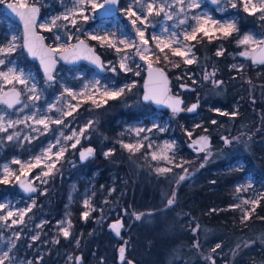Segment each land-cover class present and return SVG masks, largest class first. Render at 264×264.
I'll list each match as a JSON object with an SVG mask.
<instances>
[{"label": "rangeland", "instance_id": "rangeland-1", "mask_svg": "<svg viewBox=\"0 0 264 264\" xmlns=\"http://www.w3.org/2000/svg\"><path fill=\"white\" fill-rule=\"evenodd\" d=\"M10 0H0V44H5L13 35L18 37V43L23 44V28L19 22L14 18L10 17L3 7V3ZM17 3L20 0H11ZM29 3H32L33 0H28ZM102 2V0H100ZM131 0H120V5L118 13L113 17L99 18L98 12L99 9L95 12V19H90L87 24L81 22V27L83 31L81 33H75L73 39L67 40V37H63L62 40L56 41L53 32H47L40 27L39 30L46 35L47 42L53 47L67 42L69 45H72L76 41V36L79 38L83 37L87 39L90 43L94 44L102 55L106 56L113 54L112 58L106 59L107 71L98 72L92 66L86 63H80L78 65H68L60 61L59 66L57 67L54 75L56 76V81L52 87H49L45 81V76L42 70L40 69L38 63L29 58L27 52L22 47H18L16 52L13 53L8 59L14 62V65L18 68L24 69L25 72H31L35 77V80L38 83V87L43 90L41 100L38 102V106L41 111H46L47 107L51 103H57V98L61 96L63 88L61 85L71 88L73 91L79 92L85 83H94L96 80L100 81L99 91L95 89H90V91L95 92L93 98L98 101H102L104 98L101 96L103 92V86L107 85L110 88L122 87L125 84H130L133 81L135 82V87L131 92L126 91L121 97L117 99H124L123 103L119 104V109H122L124 112H131L133 114H143V117L129 118L128 116L119 117L114 123H109L104 126H100V118L93 116L90 113H93L97 107H95L91 100L88 102H81L80 100L72 101L73 104H79V107L76 112L73 113L72 117L66 119V123L69 127L65 128L63 126H57L55 124L50 125L52 130L48 131L43 135H38L36 132L32 131L33 127H39L34 125L32 121H28L27 124H17L14 128L8 129L7 132H0V139L5 138L8 134L13 132H18L20 134V141L17 142L18 151L14 155L6 156L2 159L3 155L9 153V150L14 149V142H8L6 139H3L2 145H0V175H2V168L4 165H8L12 169H18L19 166L12 164L11 161L16 159L29 160L32 156L37 155L41 152L43 148H46L50 143H55V139L59 136V131L56 129L59 127L66 135L70 134V128L79 129L83 127L89 120L94 121L92 128L88 130L85 134L88 138L81 139V144L77 145L76 149H69L64 159L57 165L59 171L56 173L54 178L49 179L47 184H41L39 181H34L38 185V192L33 196H25V194L19 190L17 187V182L13 179L8 184L0 183V203L11 206L13 210L24 209L32 205V201L35 200V206L32 209L40 207L39 200L43 196L41 192L46 189V192L49 191L51 185L55 182L56 178L62 179L61 182L64 184L63 180L70 185L67 201L65 202V211L58 219L54 220V223L50 230L54 231L52 237H49V240L52 242L56 238L57 233H59L57 228V222L65 219H70L72 223L71 233L74 230L73 215L79 216L84 224H87L89 231L92 234L98 235L97 238L100 241L106 242L108 245L106 248V256H102L100 262L106 264L115 263L114 259L119 254V249L124 247L126 256L128 258L134 259L138 264H169L172 261L181 258V250L183 247L184 238H189L194 235V239L190 247L194 248L196 255L200 258L196 264H211L206 257L211 256L215 260V264H218L217 258L224 257L223 264H233L234 256L237 253V249L234 250H225L212 252V249L205 250L201 247L200 242V227L203 228L200 221L190 216L186 222H189L188 225L184 228V216L190 215V211L187 208L183 207V196L184 193H180L177 197L176 190L173 187L177 188L179 183H176L180 175H185L187 181L185 184L189 185L193 180L194 176L192 175L193 169L192 164L197 162L195 165L197 168L201 164L207 163H221L223 162L226 170L240 169L246 167L248 164L246 160V155L252 153L253 146V137L251 136V130L256 135L260 132L264 133V112L261 113L259 118V123L251 128L248 124H242L239 127L221 128L217 131L213 130L210 132L205 131L206 127L201 128L202 132L198 133L197 136H194L197 131V126L201 127L204 123L203 110H200V104L195 112H188L186 108L194 102L200 103L202 97L214 99L212 97H222L225 93V90L228 88V84L225 80H222L219 75L220 71L217 73V68L203 63L198 56L196 47L194 48V53L197 58V62L193 63L199 66L198 71L189 68L188 65H183V70L178 72L173 78L176 81V87L172 86V92L174 94L182 95V92L185 91V87H189L195 93V100L191 101L184 106V112H188L192 115L189 116L191 119V125L187 126L185 122L180 121L176 114H171L163 111V109H151L145 102L142 101V92H143V82L148 68V64L144 60H140L138 56H132L129 60V65L132 67L133 71L125 72L119 69V56L118 54L110 48L101 47L97 41L88 39L85 36L84 32L97 31L99 34L103 35L105 33L116 34V37H123L124 35L128 36L130 39L136 40L139 43V38L136 36L135 29L132 26L129 17L122 10L128 6ZM231 2L237 3L236 8H232ZM258 4L259 0H255ZM201 6L198 9L187 10V14L190 16L192 13H207L212 16L214 19L221 21L224 20H235L236 26L240 31L239 26V17H241V12L243 10L242 0H221V3L214 4L212 0H200ZM42 10V17H45L46 20L51 19V17L60 15L65 11V5L71 7L70 0H39L37 3ZM260 13L254 15L255 23L250 26L247 30L242 33H233L229 38L233 44V48L229 51L230 57V68H236L240 71L234 74L237 82L238 78L244 77L245 79L249 78L251 72H254V76L264 75V66L254 65L251 62V56L260 48V46L252 45L249 47L250 56L244 57L240 53L245 51V47L237 43V41L242 38L244 34H251L258 39L264 38V20L259 19ZM183 18V14L180 16H173V20H166L161 14L160 16H153L149 19L152 24L147 28L145 32L146 38L149 39V47L155 49V42L151 40L153 34L161 36L162 39L167 38V33L162 31V27H169L171 30H175L177 33H180L187 27V25H178V20ZM61 24L65 23L63 21ZM189 23L191 21L189 20ZM137 26L139 22H137ZM69 29L74 32L75 30L69 25ZM55 31V30H54ZM61 35L63 36V29H61ZM195 44V41L191 42ZM123 48V46H121ZM220 49H225V45L220 44V47L217 48V51ZM129 53H133L134 49H125ZM167 51V50H166ZM152 60V57H149ZM111 61V64L108 62ZM181 58L175 63L179 64ZM139 64L140 67L137 68L136 65ZM235 65L236 67H233ZM12 66V65H8ZM115 66L117 68L116 72H112L109 69ZM259 66V67H257ZM251 69L253 71H251ZM256 69V70H255ZM6 70V68L4 69ZM139 72V76L134 75L135 72ZM215 71L214 79L220 81L219 85H214L210 80H205V73H212ZM256 76V77H257ZM179 77V78H178ZM188 77H193L192 82H188ZM238 77V78H237ZM249 80V79H248ZM195 81V83H194ZM185 85V87H181ZM4 88V87H3ZM3 90V89H2ZM1 92V91H0ZM260 93V89H259ZM28 93L25 92L22 96V103L14 107L13 110H10L5 104L0 106V115L5 117V124L8 120H17L23 119L25 116L30 114L31 102L28 100ZM184 98V97H183ZM71 98L64 94V100L60 101L62 105L65 100H70ZM126 99V100H125ZM257 97L254 99L256 102ZM259 100H264L258 97ZM111 100H108L109 103ZM106 103V104H107ZM1 104V103H0ZM29 104L28 108H25L24 105ZM241 97L233 101V111L229 112L227 109L217 106L210 107L212 111L218 113H227V116H234L233 113H237L240 109ZM105 104H102L104 106ZM101 106V107H102ZM204 106V107H206ZM99 107V108H101ZM118 110V109H117ZM91 111V112H90ZM260 112V111H259ZM127 114V113H126ZM51 116H56L58 113L55 111L49 113ZM215 118V117H214ZM212 120H215V119ZM263 118V119H262ZM157 124L160 127L164 128V131H158L156 128H153V124ZM152 128L150 133H142L143 135H148L149 140L144 141L145 148H142L140 152H137L135 155L130 154L127 150L121 147V144L118 141H123L125 143H134L139 137H136L134 133H129L127 130L129 128ZM251 128V129H250ZM188 132H192V137L189 138L187 135ZM124 133L123 135H121ZM177 134H180L178 136ZM37 137L33 139L31 143L23 140L24 136ZM254 135V134H253ZM201 136H215L220 143H209V150L211 155L208 156V159L205 160L207 153L202 152L198 154L192 148V155L187 152L186 148L189 147L192 140L198 139ZM94 137H97L99 147L95 150V155L90 157L87 162L84 164H79V150L83 147H86L88 144H91ZM224 138H227L231 143H225ZM175 142V162L183 163V168L173 167L172 172L157 175L154 171L156 166L161 167H172L170 164H165V162L152 161L150 155H145L151 151L157 150L158 147L164 145L165 142ZM151 142L152 148H147V144ZM108 143L106 148L101 149V145ZM117 145L118 148L122 149L126 154L127 164L126 173H119L120 169L122 171L124 168H118L117 163L113 164H103L97 158L99 156L104 157V152L114 149ZM16 147V146H15ZM56 149H53L55 151ZM195 153L197 155L194 156ZM116 156V155H114ZM108 162L111 161L109 157ZM118 160V159H117ZM107 162V163H108ZM118 162V161H115ZM79 164V165H78ZM184 169H187V173L184 172ZM40 172V169H34L31 174L28 176L29 179L33 178ZM73 175H79V180H72ZM133 175L131 179L130 176ZM213 181V180H211ZM131 182L129 185L128 183ZM184 183V182H183ZM125 185V186H124ZM131 185L130 191L125 190L126 187ZM250 185V186H249ZM238 186H244L247 190L237 192L236 188ZM234 191L232 196V203L228 207L237 209L241 215L242 219V209L250 210L253 206L251 204H243V200H255L259 199L258 206L264 204V199H260L261 196H264V178L259 177L254 172H248L244 175L243 179L235 181L233 184ZM45 192V193H46ZM172 192H175V199L177 200L173 206L166 208L167 198L171 196ZM91 198L90 203L96 209L92 211L91 209H86L84 207V199ZM177 197V198H176ZM71 198V199H70ZM121 199V200H120ZM235 204H240V208L232 207ZM258 206L255 207V211ZM160 207V208H158ZM155 208H158L155 210ZM8 208L0 210V214L6 213ZM102 210V211H101ZM84 211H89L90 215L88 219L82 217ZM97 211V214L94 213ZM254 211V212H255ZM143 213L145 214L141 220H136L135 215ZM253 213V212H252ZM251 213V215H252ZM29 214V213H28ZM28 214L25 217V224L23 225H13L11 227L4 226L3 222L0 221V253L8 250L11 247V243L14 242L16 247L10 252V261L7 264H28L29 261L32 264H36V261L40 262V258L43 254L48 253V247L42 248L43 244L47 243V240L43 241L41 238L33 241L31 239L34 235H41L44 224L49 221V217L41 216L37 221L34 219V225L30 223L26 224V219ZM150 214V215H149ZM118 219H123L124 227L121 229V236L118 237L113 230H108L111 222H116ZM11 221L9 220V224ZM43 223V227H37ZM199 225L197 232H193L192 229ZM33 229V233H29V229ZM185 230L187 232H185ZM20 234L19 240H13L14 233ZM44 236L49 235V231L43 233ZM82 233L77 237V240L81 238ZM258 240V242L256 241ZM237 240V239H236ZM98 242V241H95ZM199 244V247H194V244ZM260 243L264 245V234L255 235L254 237H242L241 240H237V245L240 244H253ZM236 245V246H237ZM84 251L89 248L88 243L81 245ZM77 254H69L66 256L65 261L59 262L60 264H72L76 262L75 257ZM92 255H95L93 252ZM69 256H72L73 259L70 261ZM120 264V262H118Z\"/></svg>", "mask_w": 264, "mask_h": 264}, {"label": "snow or ice", "instance_id": "snow-or-ice-1", "mask_svg": "<svg viewBox=\"0 0 264 264\" xmlns=\"http://www.w3.org/2000/svg\"><path fill=\"white\" fill-rule=\"evenodd\" d=\"M39 0H33L29 3L28 0H20L17 5L9 4L8 7L15 12L24 24V34H23V44L18 43V37L13 35L5 44H0V66H6V70L0 67V91H2L4 86H11V99L0 98V103H4L8 108H12L13 104H19L20 96L27 92L28 100L31 102L30 114L25 116L23 119L8 120L5 124V117L0 115V132H7L8 129L14 128L17 124H27L28 121H32L34 125L39 127H33L32 131L36 132L38 135H43L48 131L52 130L50 125L55 124L57 126H63L65 128L69 127L66 123L68 117H72L73 113L77 111L79 104H73L72 101L80 100L81 102L91 103L99 108L102 104H106L108 100H115L121 97L126 91L131 92L135 87V82L130 84H125L122 87L110 88L109 86H103V92L101 96L104 98L102 101H98L93 98L95 92L90 91V89H95L99 91L100 81L96 80L94 83H85L79 92L73 91L71 88L61 85L63 92L61 96L57 98V103H51L48 105L46 111H41L38 106V102L41 100L43 90L38 87V83L31 72H25L24 69L18 68L14 65V62L8 59L13 53L16 52L18 47H22L27 50L28 54L33 57H38L40 63L44 69L45 81L49 87H52L56 81L55 65L57 60H64L68 63H74L80 59H87L90 63L95 64L101 70L105 69L104 62L101 61L100 57L95 54L93 48L89 47L85 43V40L76 36V43L74 45H69L67 42L58 45L57 47L45 46L43 41L44 37L36 32V20L40 12V8L37 7ZM71 7L65 5V11L60 15L51 17V19L46 20L45 23L40 24V27L47 32H53L55 40L60 41L63 37H67V40L73 39L75 33H81L83 31L81 27V22L87 24L90 19H95V12L98 9L107 8L108 11L112 10L111 6H116L119 4V0H70ZM214 4H220L221 0H212ZM200 0H131L128 6L122 9L126 15L129 17L132 26L135 29L136 36L139 38V43L136 40L130 39L128 36L124 35L121 37H116L114 32L105 33L103 35L99 34L97 31L84 32L83 34L88 37V39L97 41L101 47H107L113 49L119 56V69L125 72L133 71L132 67L129 65V60L132 56H138L140 60H144L148 64V80L144 83V101H152L157 104H167L173 111V113H179L184 111L181 107L183 101L177 96L173 97L169 95L168 88V78L161 68H154L152 61L149 57H154L156 63L161 62V57L164 62L172 63L171 57H180L184 64L191 65L197 62V58L194 53L195 44L191 43L196 41L199 43L203 38H207L209 42L212 39L227 38L237 33L239 30L236 26L235 20H218L214 19L207 13H192L190 16L187 14V10H193L200 8ZM232 8L237 7V3L231 2ZM242 7L245 12L249 15H255L260 13L259 19L264 20V0H259L257 4L255 0H242ZM120 10V9H116ZM163 14L166 20H173V16H180L183 14V18L178 20V25H187L186 28L180 33L175 30H171L169 27L163 26L162 31L167 33V38L162 39L161 36L153 34L151 40L155 42V49L149 47V39L146 38L145 32L147 28L152 24L150 17L160 16ZM189 20L191 23H189ZM63 21L65 23L61 24ZM139 22L140 26H137ZM69 25L75 31L72 32L69 29ZM61 29H63V36L61 35ZM55 30V31H54ZM237 43L245 47V51L240 53L241 56L249 57V47L252 45L262 46L261 55L259 58L256 56H251L253 63L264 64V38L258 39L251 34H244ZM123 46V48L121 47ZM125 49H134L133 53L125 51ZM158 50V52H157ZM167 50V51H166ZM217 56L223 55V49L216 52ZM111 64V61L108 62ZM12 65V66H8ZM174 67H179L178 63L173 64ZM137 68L140 67L139 64L136 65ZM233 67H236L233 65ZM112 72H116L117 68L112 66L110 69ZM239 70V69H238ZM139 72H135L134 75L139 76ZM215 71L212 73H205L204 79L210 80L214 85H219L220 81L214 79ZM179 78V77H178ZM195 83V81H194ZM20 86V87H17ZM185 87V85H181ZM70 97V100H65L61 105L60 101L64 100V94ZM5 96L8 93H4ZM25 108L29 107V104L24 105ZM197 108V104H193L187 109L188 112H193ZM55 111L58 113L56 116H51L49 113ZM221 115H227V113H221ZM236 115V113H233ZM94 121L89 120L83 127L79 129L70 128V134H65L59 127L56 131H59V136L56 137L55 143H50L46 148H43L41 152L37 155L32 156L29 160H21L14 158L11 163L19 166L18 169H12L8 165H4L2 168V175H0V183L8 184L13 179L19 184L26 193L37 192V187L34 186V181H39L41 184H47L49 179L54 178L56 173L59 171L57 167L58 164L64 159L66 152L69 149H76L77 145L81 144V139H87L85 135L90 128L93 127ZM213 124L216 123L215 120L212 121ZM198 127V126H197ZM153 128L158 131H164L163 127L157 124H153ZM152 128H129L127 131L129 133H134L136 137H139L134 143H125L122 140L118 141L121 147L127 150L130 154L135 155L140 152L142 148H145L144 141L149 140L148 135L141 136L142 133L152 132ZM207 131V129H205ZM122 133L121 135H123ZM189 138L192 137V132H188ZM37 137L24 136L23 140L31 143L33 139ZM8 142L20 141V134L18 132H13L8 134L5 138ZM3 139H0V145L3 143ZM224 142L231 143L227 138H224ZM152 143L147 144V148H152ZM196 152H205V160L211 155L209 150V139L207 136H201L198 139L192 140L189 145ZM53 149H56L53 151ZM175 142H165L163 146L158 147L157 150L146 153L145 155H150L152 161H163L165 164H170L172 167H161L156 166L154 168L155 173L159 175H164L172 172L173 167L183 168V163L175 162ZM114 153V149L104 152L105 157H109ZM95 155V149L92 147L83 148L79 152V158L81 161H85L90 157ZM203 167V164H201ZM40 169V172L33 178V180H28V176L34 169ZM187 173V169H184ZM25 179H21V177ZM185 175H180L176 183L185 180ZM250 186V185H249ZM244 186H238L236 191L239 193L241 191H246ZM46 189L41 192L45 194ZM175 192H172L171 196L167 198L165 207L170 208L176 202ZM71 199V198H70ZM90 197L84 199V207L86 209H91L95 211L96 209L90 203ZM260 199H264L261 196ZM243 204H251L253 207L250 210L242 209V222L251 218V213L255 211V207L259 204V199L255 200H243ZM35 206V200L32 201V205L24 209L13 210L11 206L0 203V210H4L6 207L8 210L4 214H0V221L3 222L4 226L11 227L13 225H23L25 224V217L29 212L32 211V207ZM232 207L240 208V204H235ZM102 211V210H101ZM90 215L89 211H84L82 217L86 220ZM145 214L140 213L135 215L136 220H141ZM150 215V214H149ZM9 220L11 223L9 224ZM37 227H43V223L37 225ZM123 224L121 221H116L110 225V228L115 232L117 236L120 235L121 228ZM57 228L59 233L68 239L71 237L72 223L70 219H65L57 222ZM199 229V225L192 229L195 233ZM20 234L14 233L13 240H19ZM33 241L39 239V235H34L31 237ZM54 243H59V239L54 240ZM77 246L79 245V240L76 241ZM194 247H199V244H194ZM16 247L14 242L11 243V247L0 253V264H7L10 261V252ZM221 245L217 244L212 252H216ZM240 246L237 245V248ZM120 260L125 262V248L121 247L119 249ZM40 259H43L42 257ZM68 259L71 261L72 256ZM207 260L211 264H215V260L208 256ZM76 264H80L81 257H75ZM28 264H32L31 261ZM39 264V261H37ZM126 264H133L131 260H127Z\"/></svg>", "mask_w": 264, "mask_h": 264}, {"label": "trees", "instance_id": "trees-1", "mask_svg": "<svg viewBox=\"0 0 264 264\" xmlns=\"http://www.w3.org/2000/svg\"><path fill=\"white\" fill-rule=\"evenodd\" d=\"M241 17H239V33L244 32L250 26L255 23L254 15H249L244 10L240 11ZM232 38H220L212 39L210 42L207 38H203L199 43L195 41L196 51L203 63L217 68V73L220 71L219 77L222 80H225L228 84V88L225 90V93L222 97H212L214 99L202 97L200 99V110H203L204 123L201 127H197V131L194 136H197L198 133L202 132L200 129H207V132L217 131L221 128L230 127H239L240 125L248 124L251 128H254L255 125L259 123V118L261 113L264 112V100H259L258 97L262 99L264 97V75L254 76V72H251L249 75V80L244 77L238 78L242 80L240 83L236 81L234 77L235 73H238L240 70L236 68H230V57L229 51L233 48L231 43ZM220 44L225 45L223 55L217 56V48L220 47ZM158 52V50H157ZM104 57L112 58L114 55L111 53L109 55H104ZM180 57H171L170 60L172 63H167L163 61L161 57V62L156 63L155 58L152 57L153 63L161 68H163L170 76L172 80V86L176 87V81L173 76L178 72L183 70V61H179V67H174L175 61H178ZM189 68L196 70L199 69V66L196 64L188 65ZM264 66V65H261ZM259 67V66H257ZM256 70V69H255ZM251 71H253L251 69ZM219 74V73H218ZM193 77H188V82H192ZM185 91L182 92L185 105L195 100L194 92L189 87H185ZM260 89V93H259ZM241 97L240 109L236 115L230 117L227 115H221V113L214 112L210 107H223L229 112L233 111V101ZM257 97L256 102L254 99ZM126 100V99H125ZM124 99H115L111 100L109 103L105 104L101 108L96 109L93 113H90L93 116L100 118V126H104L109 123H114L121 116H128L129 118L143 117V114H133L131 112H124L122 109H119V104L123 103ZM198 104V106H199ZM149 108L154 109L155 107L149 103H145ZM206 106V107H204ZM118 109V110H117ZM163 111L168 113H173L172 110L166 108ZM260 111V112H259ZM91 112V111H90ZM127 113V114H126ZM178 116L180 121L186 123L187 126L191 125V119L189 118L190 113L188 112H179L173 113ZM215 117V118H214ZM215 119L216 123H212V119ZM263 119V118H262ZM250 128V129H251ZM254 131V130H253ZM251 130V136L253 137V146L252 153L246 155V160L248 164L244 168L226 170L223 167L224 163H207L203 164V167L197 168V162L192 164L194 180L189 184H185L186 180L180 181L177 188L173 187L176 190L177 197L180 193H184L183 196V207L189 209L190 215L184 216V228L188 225L189 222L186 220L190 216L197 218L202 224L203 228L200 227L199 238L201 242V247L205 250L213 249L217 244H220L221 247L217 251H229L237 248V240H241L242 237H254L256 235L264 234V204L258 206L257 210L252 213L251 218L242 222L241 215L237 209L228 207L232 203V196L234 187L233 184L235 181L243 179L244 175L248 172H254L261 178H264V133L260 132L256 135ZM254 134V135H253ZM181 137L180 134H177ZM213 142L217 145L220 143L219 140L212 136ZM91 144L95 148L99 147L97 137H94ZM108 143L101 145V149L106 148ZM187 152L192 155V149L190 147L186 148ZM126 154L122 149L115 146L114 153L109 156L111 161L108 162L107 157L99 156L97 159L103 164H113L117 163L118 168L120 169L119 173H126ZM195 157L197 153L194 152ZM201 154V153H200ZM116 155V156H114ZM7 156V155H5ZM118 159V160H117ZM118 161V162H115ZM108 162V163H107ZM81 164V163H79ZM78 164V165H79ZM82 166V164H81ZM133 178V175L130 176ZM79 175H73L72 180H79ZM62 179L59 177L56 178L55 182L51 185L49 191H47L43 196L40 197L39 204L40 207L32 209L28 214L26 219V224L28 225L31 221V224L34 225V219L37 221L41 216L49 217V221L44 224L43 231L39 238L45 241L46 244L42 245V248L48 247V253L43 254L39 264H60L59 262L65 261L66 256L71 254H81L80 264H106V262H100L99 258L106 256L107 244L104 241L98 240L95 234L89 231L87 224H84L79 216L73 215L74 230L70 238L65 239L60 233H57L56 238L51 242L49 237H52L54 231L50 230L54 223V220L58 219L65 211V202L68 198V193L70 185L63 180L64 184L61 182ZM213 180V181H211ZM184 182V183H183ZM131 182L128 183V185ZM125 186V185H124ZM131 185L126 187L125 190L130 191ZM176 197V198H177ZM121 200V199H120ZM177 201V200H176ZM160 208V207H158ZM158 208H155L158 209ZM97 214V211L94 212ZM109 230V229H108ZM49 235L44 236L43 233L48 232ZM185 232H187L185 230ZM29 233H33V229H29ZM82 233L81 238L79 239V245L77 246L76 241L77 237ZM59 239V243H54V240ZM194 235L189 238L182 239L183 247L181 250V258L172 261L169 264H196L200 258L196 255L194 248L190 247ZM237 239V240H236ZM98 241V242H95ZM258 242V240L256 239ZM88 243L89 248L84 251L81 245ZM240 247L237 249V253L234 256L233 264H264V245L260 243H253L248 245L240 244ZM95 255H92V253ZM224 257L217 258L218 264H223ZM116 260V259H114ZM34 262L37 261L35 260ZM65 264V263H64ZM76 264V262L72 263Z\"/></svg>", "mask_w": 264, "mask_h": 264}, {"label": "water", "instance_id": "water-1", "mask_svg": "<svg viewBox=\"0 0 264 264\" xmlns=\"http://www.w3.org/2000/svg\"><path fill=\"white\" fill-rule=\"evenodd\" d=\"M9 4H13V5L15 6V5H17L18 3L15 2V1H11V0H10V1H7V2L5 3V10H6V13H7L9 16H11V17H13V18H15L16 20L19 21V23L22 25V28H23V34H24V24H23V21L20 19V17H19L15 12L12 11L11 8L8 7ZM119 5H120V0H119V4H118V5H116V6H111V7H112V10H111V11H108L107 8H105V9H99V12H98V16H99V18H105V17H113V16H115V15L118 13V10H116V9H117V8L119 9ZM36 6L40 8V6H39L38 4H37ZM41 17H42V12H41V8H40V12H39V14H38V16H37V20H36V25H37V26H36V32H37L39 35H41V36L44 37V41H43V43H44L45 46L53 47L52 45H50V44L47 42L44 33L38 29V23H39ZM80 39L85 40V43L88 44L89 47H91V48L94 49L95 54L98 55V56L100 57V59H101L102 62H104V64H105V69H104V70H101V69L98 68L95 64L90 63V61L87 60V59H80V60L75 61L74 63H68V62H66V61H64V60H59V59H58L56 65H55V71H56L57 67H58L59 64H60V61L63 62V63H65V64H68V65H78V64L84 62V63H86V64L92 66V67H93L96 71H98V72H105V71H107V67H106V59H105V57L102 55V53L97 49V47H96L94 44L88 42V41H87L86 39H84V38H80ZM75 43H76V42H75ZM75 43H74V44H75ZM74 44H73V45H74ZM261 47H262V46H260V48L254 53L253 56H256L257 58L260 57V55H261ZM24 50L27 52L26 49H24ZM27 54H28V52H27ZM28 56H29V58H30L31 60L36 61V62L38 63L40 69H41L42 72L44 73V69H43V67H42V65H41V63H40V59H39L38 57H33V56L29 55V54H28ZM251 62H252V59H251ZM252 63H253V62H252ZM253 64H254V65H263V64H258V63H253ZM153 67H154V68H160V67H157V66H155V65H153ZM161 69H162V68H161ZM163 71L165 72V74H166V76H167V78H168V82H169V83H168L169 95H170V96H173V97H177V96H178V97L183 101V104L181 105V107L184 109L185 100H184L183 96H182V95H178V94H174V93L172 92L171 78H170L169 74H168L165 70H163ZM146 80H148V68H147V70H146V74H145V78H144V82H143V92H142V97H141V98H142V101L145 102V103H150L151 105H153V106L156 107L157 109H165V108H168V109L172 110L170 107L167 106V104H157V103L152 102V101H144V100H143V94H144V83H145ZM7 93H8L7 96L2 97L3 99H11V98H12L11 90L8 91ZM20 98H21V97H20ZM193 104H197V108H198V102H194V103H191V104L186 108V110H187L189 107H191ZM5 105H6V104H5ZM16 105H18V104H13V107L16 106ZM197 108L195 109V111L197 110ZM195 111H193V112H195ZM181 112H182V111H181ZM191 113H192V112H191ZM208 139H209V143H210V142H211V138H208ZM191 143H192V141H191ZM191 143H190V144H191ZM87 147H92V148H94V145H93V144H90V145H88V146H86V147H84V148H87ZM82 149H83V148H81L80 150H82ZM80 150H79V152H80ZM88 160H89V159H87V160H85V161H81L80 158H79V161H80L81 163H85V162H87ZM21 179L23 180V179H25V178L22 176ZM27 179H28V180H31V179H29V178H27ZM34 186H36L37 189H38V185H36V184L34 183ZM17 187L19 188L20 191H22V192L25 194V196H33V195H35V194L38 192V190H39V189H38L37 192H35V193H26L22 188L19 187V184H18V183H17ZM118 220L121 221V223L123 224V227H124V221H123V219H118ZM113 223H115V222H111V224H113ZM111 224H110V225H111ZM110 225H109L108 229L112 230V229L110 228ZM123 227H122V228H123ZM122 228H121V229H122ZM120 232H121V231H120ZM114 233H115V232H114ZM120 236H121V234H120L118 237H120ZM125 252H126V250H125ZM79 257H80V255H79ZM130 260L133 262V264H138L134 259H130ZM119 262H120V263L122 262V261L120 260V255H119Z\"/></svg>", "mask_w": 264, "mask_h": 264}, {"label": "flooded vegetation", "instance_id": "flooded-vegetation-1", "mask_svg": "<svg viewBox=\"0 0 264 264\" xmlns=\"http://www.w3.org/2000/svg\"><path fill=\"white\" fill-rule=\"evenodd\" d=\"M7 1H5L4 3H3V7H4V11L6 12V10H5V3H6ZM41 8V7H40ZM41 12H42V10H41ZM11 17V16H10ZM13 18V17H12ZM15 19V18H14ZM41 19H42V17H41ZM40 19V20H41ZM16 20V19H15ZM17 22H19L18 20H16ZM40 22V21H39ZM21 25V24H20ZM38 25H39V23H38ZM22 26V25H21ZM39 27V26H38ZM39 29V28H38ZM45 35V34H44ZM45 37H46V35H45ZM81 38H83V37H81ZM85 39V38H84ZM87 40V39H86ZM88 41V40H87ZM76 42V41H75ZM89 42V41H88ZM73 45V44H72ZM98 49V48H97ZM82 63H84V62H82ZM264 65V64H263ZM0 67H3L4 69L6 68V66H0ZM17 87H20V86H17ZM11 90V86L9 85V86H4V88H3V90L0 92V98H2V97H4L5 95H4V93H7L8 91H10ZM22 96H23V94L20 96L21 98H20V101H21V103H22ZM21 103H19V104H21ZM4 103H1L0 104V106H2ZM18 104V105H19ZM199 104V103H198ZM18 105H16V106H18ZM189 105V104H188ZM7 106V105H6ZM16 106H14V107H16ZM8 107V106H7ZM14 107H12V108H9L10 110H13V108ZM208 138H211V142H210V144H213L214 142H213V138L211 137V136H209ZM14 142V149H11V150H9V153L7 154L6 153V155L7 156H9V155H14V154H16V152L18 151V148H17V141H13ZM88 145H90V144H88ZM87 145V146H88ZM16 146V147H15ZM84 148V147H83ZM94 149L96 150V148H95V146H94ZM4 157H6L5 156V154L3 155V157H2V159L4 158ZM80 162V161H79ZM81 163V162H80ZM82 164H84V163H82ZM79 256V255H78ZM80 257H81V254H80ZM81 259H82V257H81ZM131 258H128L127 256H126V254H125V262H121L120 264H126V261L127 260H130ZM115 263H113V264H119L118 262H119V255L116 257V260L114 261Z\"/></svg>", "mask_w": 264, "mask_h": 264}, {"label": "bare ground", "instance_id": "bare-ground-1", "mask_svg": "<svg viewBox=\"0 0 264 264\" xmlns=\"http://www.w3.org/2000/svg\"><path fill=\"white\" fill-rule=\"evenodd\" d=\"M45 23V17H42V19L40 20V24Z\"/></svg>", "mask_w": 264, "mask_h": 264}]
</instances>
